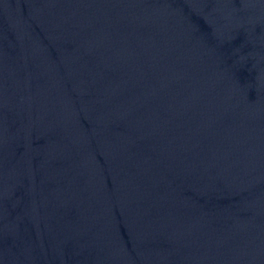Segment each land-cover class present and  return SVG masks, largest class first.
Here are the masks:
<instances>
[{"label": "water", "instance_id": "obj_1", "mask_svg": "<svg viewBox=\"0 0 264 264\" xmlns=\"http://www.w3.org/2000/svg\"><path fill=\"white\" fill-rule=\"evenodd\" d=\"M0 264H264V0H0Z\"/></svg>", "mask_w": 264, "mask_h": 264}]
</instances>
